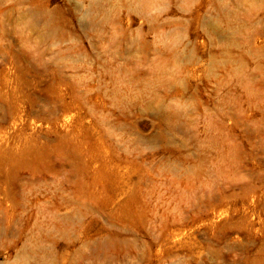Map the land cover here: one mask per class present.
Segmentation results:
<instances>
[{
  "label": "rangeland",
  "instance_id": "374dc122",
  "mask_svg": "<svg viewBox=\"0 0 264 264\" xmlns=\"http://www.w3.org/2000/svg\"><path fill=\"white\" fill-rule=\"evenodd\" d=\"M0 264H264V0H0Z\"/></svg>",
  "mask_w": 264,
  "mask_h": 264
}]
</instances>
